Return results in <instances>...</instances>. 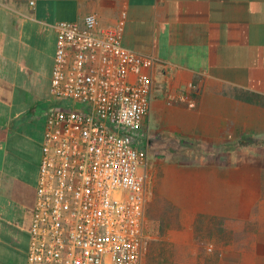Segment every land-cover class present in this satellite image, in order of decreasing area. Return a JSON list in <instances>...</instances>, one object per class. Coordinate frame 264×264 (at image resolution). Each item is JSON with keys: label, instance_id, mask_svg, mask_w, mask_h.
<instances>
[{"label": "crops", "instance_id": "obj_1", "mask_svg": "<svg viewBox=\"0 0 264 264\" xmlns=\"http://www.w3.org/2000/svg\"><path fill=\"white\" fill-rule=\"evenodd\" d=\"M122 13V45L154 60L142 134L146 125L213 148L264 135V0H0V264H26L46 114L60 105L49 95L54 24L94 14L111 27ZM226 168L157 158L147 198L181 218L261 216L257 181ZM255 241L237 264H264Z\"/></svg>", "mask_w": 264, "mask_h": 264}, {"label": "built area", "instance_id": "obj_2", "mask_svg": "<svg viewBox=\"0 0 264 264\" xmlns=\"http://www.w3.org/2000/svg\"><path fill=\"white\" fill-rule=\"evenodd\" d=\"M124 19L54 24L26 264H141L154 60L122 45Z\"/></svg>", "mask_w": 264, "mask_h": 264}, {"label": "rangeland", "instance_id": "obj_3", "mask_svg": "<svg viewBox=\"0 0 264 264\" xmlns=\"http://www.w3.org/2000/svg\"><path fill=\"white\" fill-rule=\"evenodd\" d=\"M161 131L155 128L150 132L145 125L144 134L141 133L147 144L148 175L157 158L162 159V163L190 165L217 162L227 167L232 177H241L251 184L257 181L262 199L260 206L264 204V135L247 136L254 141L251 144L237 145L235 141L223 148H213L198 140L183 144L180 142L182 138L168 137ZM147 185L149 193V180ZM162 207L156 209L147 198L141 264H221L227 258L232 260L231 264H237L241 253L255 252L253 243L257 242V238L263 241V246L256 250L264 256V223L260 221L261 216L264 221V213L256 216L255 208L249 217L242 219L212 216L181 218L173 214L169 203L163 202Z\"/></svg>", "mask_w": 264, "mask_h": 264}, {"label": "trees", "instance_id": "obj_4", "mask_svg": "<svg viewBox=\"0 0 264 264\" xmlns=\"http://www.w3.org/2000/svg\"><path fill=\"white\" fill-rule=\"evenodd\" d=\"M180 142L183 144H189V141H187L185 139H181ZM253 142L254 141L250 137L242 136L236 141V144L237 145H246V144H251ZM190 144H192V143H190Z\"/></svg>", "mask_w": 264, "mask_h": 264}]
</instances>
